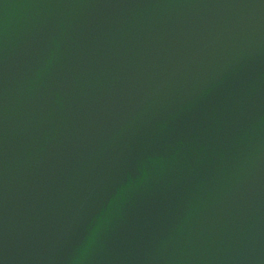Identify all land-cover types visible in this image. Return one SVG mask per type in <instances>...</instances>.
<instances>
[{
  "label": "water",
  "instance_id": "95a60500",
  "mask_svg": "<svg viewBox=\"0 0 264 264\" xmlns=\"http://www.w3.org/2000/svg\"><path fill=\"white\" fill-rule=\"evenodd\" d=\"M102 214L82 264H264V0H0V264Z\"/></svg>",
  "mask_w": 264,
  "mask_h": 264
},
{
  "label": "clouds",
  "instance_id": "9594fccd",
  "mask_svg": "<svg viewBox=\"0 0 264 264\" xmlns=\"http://www.w3.org/2000/svg\"><path fill=\"white\" fill-rule=\"evenodd\" d=\"M126 191V189L124 190ZM124 198V197H123ZM122 198V199H123ZM111 207L109 208L108 212H111ZM107 219L108 216L105 214H102L99 218H98V222L96 223V225L91 229V234L88 238V242L87 244L81 249L80 254L76 257L74 264H82L83 260L86 258L89 249L91 248V246L93 245V243L95 242L96 236L99 233L101 227L103 225H105L107 223Z\"/></svg>",
  "mask_w": 264,
  "mask_h": 264
}]
</instances>
